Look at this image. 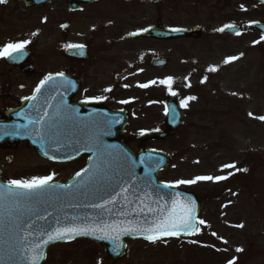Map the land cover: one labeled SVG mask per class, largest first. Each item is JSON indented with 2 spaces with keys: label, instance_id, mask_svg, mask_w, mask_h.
Listing matches in <instances>:
<instances>
[{
  "label": "flooded vegetation",
  "instance_id": "1",
  "mask_svg": "<svg viewBox=\"0 0 264 264\" xmlns=\"http://www.w3.org/2000/svg\"><path fill=\"white\" fill-rule=\"evenodd\" d=\"M251 3L264 6L252 0H83L71 5L64 0H51L36 7L22 0H8L0 4L2 28L7 36L0 46L27 39L26 14H35L37 34L34 39L38 33H53L56 48L38 49L29 43L20 53L0 57V120H8L9 114L14 120L34 116L40 105L34 99L24 98L35 94L34 90L46 75L63 72L64 77H56V85L46 84L43 89L45 92L58 91L60 106L65 108L71 129L64 135L68 143L87 146H92L93 140L98 143L93 127L99 109H107L126 118L122 137L128 148L134 152L160 149V141H140L138 135L164 127V101L172 94L167 86L159 83L148 88L138 85L171 76L172 91L177 93L174 96L179 102L195 97L187 102V107H181L182 118L186 113L191 117L208 116L211 102L204 91L190 87L187 76L176 81V74L192 73L203 81L199 77L201 71L207 69L205 53L214 48L209 46L210 38L238 37L242 41L254 31L256 44L264 43L251 24L262 21L250 20ZM231 24L238 27L239 35L220 33L223 31L219 29ZM166 28H181L185 33L178 38L166 37L162 34ZM142 29L158 30L159 34L144 36ZM244 56L243 52L235 57L242 60ZM262 75L264 77V70ZM95 96L105 99H89ZM96 143L93 145L95 151ZM20 150L33 153L51 168L79 161L82 167L89 156L84 152L73 160L50 161L41 158L27 141L13 148L0 146L1 157L7 164H11ZM0 175L2 180L4 176L7 180L10 178L2 164ZM17 175L13 173L12 179ZM66 180L53 178L52 182Z\"/></svg>",
  "mask_w": 264,
  "mask_h": 264
},
{
  "label": "rangeland",
  "instance_id": "2",
  "mask_svg": "<svg viewBox=\"0 0 264 264\" xmlns=\"http://www.w3.org/2000/svg\"><path fill=\"white\" fill-rule=\"evenodd\" d=\"M250 13L251 21L264 20V6L251 3ZM3 21L0 17V42L7 37ZM35 22V14H26L27 40L38 49L56 48L53 33H38L34 39ZM256 38L254 31L242 41L238 37L210 38L209 46L214 48L205 53L207 69L199 77L203 82L192 73L176 74V81L187 76L190 87L204 91L211 102L210 113L204 117L186 113L182 128L159 143L171 156V164L158 178L172 182L227 176L221 181L178 185L204 198L198 220L205 224L198 226L200 231L187 239L127 240L118 260L106 255L104 245L79 238L50 246L43 264H227L233 258L235 264H264V122L257 119L264 116V43L256 44ZM243 52L242 60L224 63L227 57ZM1 164L9 180L13 173L18 174L15 179H28L57 172L54 179L65 181L82 162L51 168L33 153L20 150L11 164L0 154ZM225 164L236 167L222 168ZM6 178L3 180L8 181ZM237 248L242 251L237 252Z\"/></svg>",
  "mask_w": 264,
  "mask_h": 264
},
{
  "label": "water",
  "instance_id": "3",
  "mask_svg": "<svg viewBox=\"0 0 264 264\" xmlns=\"http://www.w3.org/2000/svg\"><path fill=\"white\" fill-rule=\"evenodd\" d=\"M6 1V0H5ZM27 5L37 6L47 3L50 0H24ZM69 4H75L79 0H65ZM257 2H264V0H255ZM4 3V2H3ZM252 25L257 28L260 33L264 36V23L253 22ZM231 29V30H229ZM231 32L234 31L233 28H226ZM228 32V33H231ZM148 35H158L159 32L156 30L148 31ZM165 36L178 37L183 34V31L167 30L166 33H162ZM13 56V55H12ZM56 78L55 76H53ZM55 84L56 82H51ZM50 84V85H51ZM35 101L40 105L37 113L31 117H20L17 120L12 118V115H8V120H0V146L5 148L15 147L16 144L21 142V140H27L30 147H34L36 152H38L42 157H56L55 160L65 161L68 157H73L72 153H78L84 150L80 145L68 144L63 138L65 127L68 125L67 118L65 115V108L60 106V97L58 96V91L56 89L51 90V92H45L44 89L35 94ZM166 130L153 131L150 133H144L140 135L142 140H147L150 138H165L169 131L177 129L181 124V113L179 109V104L175 102L174 98L166 100ZM60 109V115L54 116V122L58 125V135L54 136L53 139H49L48 136H44L43 141L41 136H38L34 129L37 127L30 121L35 120L39 115H43L44 110L47 109L50 116H52L57 109ZM98 118L95 121L94 128L97 132L98 143H96L97 151L90 152L86 166L83 169H88V172H82L80 177L74 176L72 179L66 183V185H73L70 189H54L47 197V202L39 205H28L23 204L19 209L23 212L22 220L34 221V228H47L56 226L57 220L61 224L65 222V217L69 220L71 217L76 216L77 218H89L94 219L98 216L99 210L87 207V205L96 202L99 203L98 197L103 196L107 198V192H110L112 188L115 191H119L117 186L120 182H126L134 187L130 188L127 193L129 201H133L132 205L123 210L132 213V209L139 204L140 200H144L145 203L152 207H157L158 205L167 204L171 205V200L176 193H180V200H191L195 202L196 211L194 213L195 217L199 211V201L196 196L188 191H183L176 186L173 188H163L162 182L157 178V174L169 164V156L164 152L159 151H140L135 154L130 149L126 148L122 142V132L124 129L125 119L116 116V114L109 113L107 110H99ZM76 128V127H74ZM67 129L68 126H67ZM77 129V128H76ZM70 130V129H69ZM58 141L59 143L54 142ZM93 146V145H92ZM94 147V146H93ZM47 152L46 156L44 153ZM101 152L103 155L101 156ZM54 160V159H52ZM99 164L109 176L112 177H122V181L117 179L114 180L110 187H102L106 185L107 181L101 177L99 174L93 176V172L96 170V165ZM135 177V179H132ZM0 184H6L1 182ZM60 184L61 183H52ZM163 197V199H160ZM124 201L120 199L114 206L109 205L113 212L121 211V206ZM9 207L8 202H5L4 212H7ZM46 209V211H45ZM18 214V213H17ZM43 216L44 219L37 220L36 216ZM106 219H123V217L112 215L108 212L103 213ZM134 215V214H133ZM143 215V214H142ZM12 228L10 226L9 218L5 214L3 216V222L0 223V264H27L26 261L20 260L19 257H12L11 259L6 254L5 250L13 244V240L10 239L12 234ZM194 234V233H192ZM192 234L181 233L179 236H189ZM23 235V233H20ZM93 240L96 243L105 245V251L111 259H118L123 256L126 244L124 240L127 239H143L141 236H123L121 237L119 244L120 247L114 251V244L109 240L97 239L93 236H80ZM176 237V236H175ZM39 238V233H33L29 236L30 241H35ZM76 237L74 239H77ZM165 237H162L163 239ZM72 239V240H74ZM58 242H69V240H59L49 243L44 248V258L47 249L50 245L56 244ZM42 259L39 264L45 259Z\"/></svg>",
  "mask_w": 264,
  "mask_h": 264
},
{
  "label": "snow or ice",
  "instance_id": "4",
  "mask_svg": "<svg viewBox=\"0 0 264 264\" xmlns=\"http://www.w3.org/2000/svg\"><path fill=\"white\" fill-rule=\"evenodd\" d=\"M5 2V0H0V3ZM225 28H233V25H225ZM147 29H142L146 31ZM222 31L223 29H219ZM173 31H179V29H173ZM37 33H32L35 36ZM131 35H135L132 33ZM239 35V33H237ZM264 39V36L261 37ZM30 43L27 39H22L16 42H7L0 46V57H10L13 53H20L23 51L26 45ZM73 48H82L83 45H70ZM238 59V57L230 56L227 57L224 63H229L233 60ZM209 71H215V68H210ZM56 77H64L63 72H57ZM50 81H54L52 74L46 75L37 85L34 93H38L41 89L48 84ZM203 82V81H201ZM165 85L168 91L172 95L177 93L172 91L173 77L168 76L160 80H150L147 83L139 84L140 88H148L150 85L155 84ZM127 87V85H125ZM111 89H105V91H110ZM35 94L32 97H25L24 99H35ZM92 100H103V96L90 97ZM195 97H186L180 101L181 107H187V102L193 100ZM121 103H128V101H121ZM60 115V109L58 108L56 112L50 116L47 109L44 110L43 115H39L35 120L30 121L37 127L34 129L38 136H41L43 141L44 136H48L49 139H53L54 136L58 135V125L54 122V116ZM251 116L252 113H249ZM264 121V116L257 117ZM59 143L58 141H55ZM94 145L95 140L91 141ZM84 150L92 152L95 150L93 146L81 145ZM46 156L47 152L44 153ZM103 153L101 152V156ZM50 159H56V157H49ZM73 157H68L72 159ZM235 164H225L222 168H235ZM246 171V170H245ZM82 172H88V169H81L75 173L76 177H80ZM100 175L106 181V185L102 187H110L114 180H121L122 177H112L100 167L99 164L96 165V170L93 172V176ZM229 173L228 175H231ZM54 173L43 176H32L28 179H10L6 184H0V223L3 222V216L6 214L9 218L10 226L12 228V234L10 239L14 242L6 250V254L11 259L12 257H19L20 260L26 261L27 264H39V262L44 258V248L51 242L59 240H72L80 236H93L101 240H109L114 244V251L120 247L119 241L123 236H141L145 240L150 242H155L162 237H175L184 234L198 233L200 228L198 225H204V220L196 219L194 213L196 211V205L194 201L191 200H180V193H176L171 200V205L167 204L158 205L157 207H152L145 203L144 200H140L139 204L132 209V213L125 211L123 209L128 208L132 205L133 201H129L127 193L130 188L134 187L126 182L118 183L119 191H115L112 188L110 192H107V198L103 196L98 197L99 203L93 202L87 207L92 209H98L99 214L94 219L89 218H77L76 216L71 217L69 220L65 217V222L60 223L59 220L56 222L55 227L50 229L39 227L34 228V221L31 218L28 220H22L23 212L19 209L23 204L28 205H39L47 202V197L54 189H70L73 185H60L52 184ZM135 179V177H132ZM227 179V176L217 175V176H196L192 179L187 180H175L172 182H162L163 188H173L178 185H191L198 181H221ZM120 199L124 201L121 206V211L113 212L109 205H115ZM163 199V197H160ZM5 202H8L9 207L7 212H4ZM46 211V209H45ZM108 212L112 215L123 217V219H106L103 213ZM18 213V214H17ZM134 214V215H133ZM143 214V215H142ZM43 216H36L37 220L44 219ZM237 227H242L238 225ZM23 233V235H20ZM33 233H39V238L35 241H30L29 236ZM212 235H216L212 233ZM237 252L242 251V249L237 248ZM15 264V262H14ZM227 264H235V258L228 260Z\"/></svg>",
  "mask_w": 264,
  "mask_h": 264
}]
</instances>
